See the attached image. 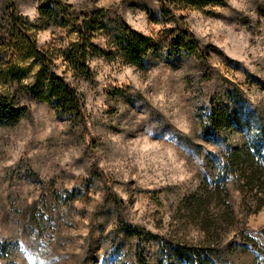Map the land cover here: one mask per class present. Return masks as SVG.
<instances>
[{"label": "rangeland", "instance_id": "1", "mask_svg": "<svg viewBox=\"0 0 264 264\" xmlns=\"http://www.w3.org/2000/svg\"><path fill=\"white\" fill-rule=\"evenodd\" d=\"M0 264H264V0H0Z\"/></svg>", "mask_w": 264, "mask_h": 264}, {"label": "trees", "instance_id": "2", "mask_svg": "<svg viewBox=\"0 0 264 264\" xmlns=\"http://www.w3.org/2000/svg\"><path fill=\"white\" fill-rule=\"evenodd\" d=\"M29 50L32 56L38 60V66L40 68L38 74L42 78H46L44 80L45 86L41 90H37L35 96L58 103L61 107L70 109L77 113V115H81L82 108L75 93L65 83L63 78L52 71V57L46 52L39 50L34 41L31 42Z\"/></svg>", "mask_w": 264, "mask_h": 264}]
</instances>
